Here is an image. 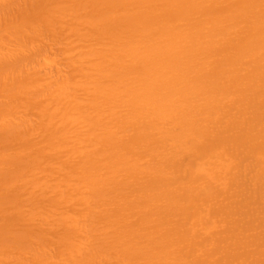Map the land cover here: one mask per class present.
Here are the masks:
<instances>
[{
	"label": "bare ground",
	"instance_id": "bare-ground-1",
	"mask_svg": "<svg viewBox=\"0 0 264 264\" xmlns=\"http://www.w3.org/2000/svg\"><path fill=\"white\" fill-rule=\"evenodd\" d=\"M0 264H264V0H0Z\"/></svg>",
	"mask_w": 264,
	"mask_h": 264
}]
</instances>
